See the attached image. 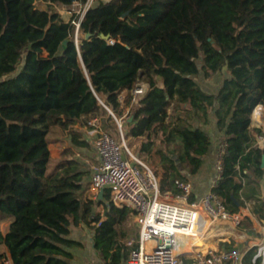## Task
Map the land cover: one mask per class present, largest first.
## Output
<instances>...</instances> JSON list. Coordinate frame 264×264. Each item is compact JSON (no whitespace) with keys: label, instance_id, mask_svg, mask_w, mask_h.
I'll return each instance as SVG.
<instances>
[{"label":"trees","instance_id":"obj_1","mask_svg":"<svg viewBox=\"0 0 264 264\" xmlns=\"http://www.w3.org/2000/svg\"><path fill=\"white\" fill-rule=\"evenodd\" d=\"M43 1L46 10L34 0H0V248L13 264H78L75 251L84 244L72 229L82 224L94 232L91 244L104 264H125L126 240L137 237L126 227L132 211L114 206L107 190L102 200H82L92 173L72 147L89 148L84 119L107 114L106 107L121 115L120 97L140 82L149 90L127 136L144 138L142 151L158 137L168 147L179 141L168 154L157 151L162 193L179 195L175 182L200 172L211 151L204 128L210 125L228 144L214 191L238 213L237 168L246 181L264 175V148L251 147L263 135L251 117L264 109V0H96L80 23L78 44L79 16L65 21L53 8L89 0ZM224 70L228 77L215 94L197 83ZM58 141L55 159L51 145ZM247 197L259 199L258 191ZM188 201L198 202L193 193ZM257 201L253 213L264 220V203ZM2 216L10 221L5 235ZM7 258L0 251V264Z\"/></svg>","mask_w":264,"mask_h":264},{"label":"built area","instance_id":"obj_2","mask_svg":"<svg viewBox=\"0 0 264 264\" xmlns=\"http://www.w3.org/2000/svg\"><path fill=\"white\" fill-rule=\"evenodd\" d=\"M85 8L79 20L73 21L75 28H80L86 12L93 6L89 0L81 4ZM76 44L77 38L75 39ZM149 88L145 84H138L130 92L132 99H142ZM123 96V95H122ZM122 96L120 102L123 104ZM114 116L112 110L109 111ZM126 118L119 120L122 128ZM100 117L90 119L85 127L88 141L94 143L98 163L93 168L90 184L95 191V200H99L101 190L110 192L111 202L117 208H129L137 237L126 241L129 254L125 264H245V258L251 250H255L252 264H264V238L258 244L249 247L217 248L208 250L204 254L192 253L185 249L178 252L177 241L180 235H190L193 228L201 220H211V228L215 231L228 230L229 225L239 227L244 219L241 211L232 213L224 200L214 191L224 173V156L228 144L222 140L216 155V176L211 190L198 202L189 203L192 193L190 181H176V188L180 194L173 200L171 193L161 191V183L155 172L144 162L135 158L122 142L116 141L106 132ZM264 139L261 140L263 142ZM263 147V146H262ZM127 150L123 156L122 150ZM237 180L241 184L238 192L244 210L251 211L254 203L244 196L245 179L241 176L239 167ZM261 225V223H260ZM264 232V226H262ZM228 242V241H223ZM99 255V264H104ZM4 264H13L10 258Z\"/></svg>","mask_w":264,"mask_h":264},{"label":"rangeland","instance_id":"obj_3","mask_svg":"<svg viewBox=\"0 0 264 264\" xmlns=\"http://www.w3.org/2000/svg\"><path fill=\"white\" fill-rule=\"evenodd\" d=\"M92 1V5H96V0H91ZM104 1H109V0H104ZM34 3L36 5L37 8L42 9V10H46L47 9V3L43 0H34ZM85 8L83 5L79 4V3H74L72 5L69 6H65V7H54V11L57 12L59 14V16L65 20V21H69L71 20L74 16H82L83 12L85 11ZM78 21H76L77 23ZM74 38H77V42L79 43V39L81 38V33L79 31V29L76 27L74 30ZM228 77V73L226 70L222 71L219 74H216L215 76H213L210 79H205L202 75L200 77L197 78V83L199 84V86L201 87V89L209 94H215L219 91V89L222 87L224 80ZM140 84V83H139ZM140 100L141 98L137 101H134L132 99V96L130 94H125L122 96V114L118 115L116 113H114V116H111L109 111L111 109L106 108V112L107 114H104L103 116H101L103 118V122L101 123L102 127L103 124H107L109 126L108 129H103L110 133V135L118 142H122L123 138L125 141V145L126 148L132 153V155L141 160L142 162H144L146 165H148L154 172L155 174L158 176L159 179H161L164 170L161 167V162L160 159L157 155V151L160 149L162 150L164 153H169L170 151H174L176 149L177 146H179V141L176 140L175 143H172L169 147L168 146H163L160 143L159 137L155 140V143L153 146L149 147V151H142V146L143 143L146 142V140L144 138H140V139H133L129 136H127V132L126 129H128V124L130 122H132V116L134 114V108L139 107L140 105ZM173 109L174 107H170L169 108V115L171 116L173 114ZM110 116L112 118V120L108 119ZM126 118L125 123H123L122 128H119V120ZM252 118V117H251ZM169 121V120H168ZM196 126L200 125V123L195 122L194 123ZM252 124L254 125L253 122V118H252ZM260 125V124H259ZM261 127V128H260ZM260 130L263 132L264 134V127L262 125H260ZM204 128L206 129H212L210 125L208 126H204ZM60 138H63V136H59ZM264 137V135H263ZM57 138V137H55ZM262 140V138H261ZM64 146H71V144L69 143V140L67 138H65V142H64ZM261 146H263V144L261 143ZM62 148V143L60 141H58L57 143H53L51 145V155L53 158L57 159L59 157L60 151ZM123 149L122 153L123 156H127V150ZM72 149L75 152V158L80 161L84 168L86 170H89L91 173L93 171L94 166H96V150H95V146L94 143L90 142V147L89 148H76V147H72ZM175 158V156H173ZM186 173V170L185 172ZM90 178L91 176H89L86 179L85 185L83 190L80 192V197L82 198V200H87L88 198L94 199L95 200V191H93L91 184H90ZM173 196V194H171ZM173 200H176V197L173 196ZM99 211H101L103 213V208H99V207H94L93 212L94 214L98 213ZM8 220H4L3 216H2V223H1V230L2 231H6L7 227H8ZM207 222V221H206ZM208 223V222H207ZM126 227H130V228H134L135 231L134 233H137L136 228L134 227L133 224V219L129 218V220L126 223ZM253 227L251 225H249L247 222L241 226L237 228V234L236 238L233 236H229L225 238V240L227 241V239L229 240V242H227L226 244L223 243V241L219 242L218 244V248H222L223 246H226L228 244H230L231 247H242L243 245L241 243L238 244V240H242L241 235L247 234L249 238H247V242L244 243L245 247H249L251 246V243H256V237H260L261 239L264 238V234L261 236L260 234H258V230H254L252 229ZM246 229V230H245ZM72 237L75 239H78L80 241L83 242L84 247L82 249H78L75 251L76 253V262L78 264H99V255L98 252L95 251L93 249V246L91 244L92 238L94 236V232L89 228L86 227L84 224H82L79 227H73L72 229ZM238 235V236H237ZM132 238H134V235L132 236ZM131 239V238H129ZM128 239V240H129ZM127 241V240H126ZM209 242V241H208ZM208 242H205V245L208 244ZM185 245V246H184ZM188 244L185 242H182V248L183 246L185 247L186 250H188L190 252L191 249H198L196 247H189L187 246ZM182 250V249H181ZM180 250V251H181ZM205 253V252H203Z\"/></svg>","mask_w":264,"mask_h":264},{"label":"crops","instance_id":"obj_4","mask_svg":"<svg viewBox=\"0 0 264 264\" xmlns=\"http://www.w3.org/2000/svg\"><path fill=\"white\" fill-rule=\"evenodd\" d=\"M140 84H145L149 88V85L144 83V82H140ZM125 94H127V93H124L123 95H125ZM252 118H253V113H252ZM89 119L90 118H86L84 120H85V122H87V121L89 122ZM253 122H254V125L252 124V128H255V129H260L261 128L260 125L258 123H256L254 120H253ZM82 130L85 132V127L82 128ZM207 131H208L209 135L211 136V142H212L211 151H210L209 155L204 159V165H203L202 169L200 170V172L196 176L191 177L188 180V181H190L192 183V193L194 194V196H195L197 201H200L211 190L213 179L216 176V155H217V150H218L220 142L222 140H225V137L223 136L222 132H220L219 130L214 131L213 129H208ZM263 135L262 136L255 135V137L253 139V142L251 143V147H259V148L263 149V147L261 146V143L263 144V142H261V138L264 139ZM84 136L86 138H88L86 133H85ZM90 142L91 141H89V143ZM96 161H97L96 162V165H97V163H98L97 155H96ZM262 178L258 179V180L251 179L249 181H246V179H245L246 186L244 188V196L246 197V199L249 202H252L254 204L251 207V211L244 210V206H243V208L239 209V212L241 211L242 215L244 216V219H243V221H242V223H241V225L239 227L243 226L246 222L247 223L250 222L251 226L253 227L252 229L258 230L259 231L258 234H260L261 236L264 234V232L262 231V226H264L263 220L258 218L253 213L254 208H256V206L259 205V202L257 200L260 201V199L249 198V197H247V195H248L249 192H251L253 189H255L256 191H258V197H259V195L261 194L259 183L262 180ZM257 184H258L259 188H257V186H256ZM204 220L208 222L207 219H204ZM260 223H261V225H260ZM9 224H10V221L8 222V227H9ZM8 227H7V230L5 232L1 230L4 235L7 233ZM237 228L238 227H235L233 225H229L228 226V230L227 229H223V230H220V231H216V235L217 236L215 238H211V239L205 240V242L213 240L211 245L208 246V248H207V250L205 252H207L208 250H216L218 248V245H219L218 243L221 242V241H225L226 237H228V239H229V236H231V237L234 236L236 238L235 234H237V232H238ZM221 234H224V236H219L218 237V235H221ZM240 238H242V240L241 241L238 240V244L241 243L243 245L242 247H245L244 243L247 242V238H249L248 235L243 233V235H241ZM228 239H227V241L229 242ZM255 240H256V243H251L250 244L251 246H255L256 244H258V242H259V240H261V238L260 237H256ZM223 243L226 244V242H223ZM223 247H225V246H223ZM226 247H227V245H226ZM0 251H1V253L6 254V256L8 258H10V254H9V252H8V250H7V248L5 246H1ZM197 251L203 252L202 250H196V249H191L190 250V252H192V253H196Z\"/></svg>","mask_w":264,"mask_h":264},{"label":"bare ground","instance_id":"obj_5","mask_svg":"<svg viewBox=\"0 0 264 264\" xmlns=\"http://www.w3.org/2000/svg\"><path fill=\"white\" fill-rule=\"evenodd\" d=\"M253 120L264 127L263 108H257L256 110L253 111ZM208 222L209 223H207L205 220H201L200 223L193 228L192 233L190 235L187 236L180 235L177 241L178 252L182 251L181 250L182 242L187 243L189 247L204 249L205 240L215 238L217 236L216 231L210 227L211 220L209 219ZM219 236H224V234L218 235V237ZM203 252L197 251L196 253L204 254Z\"/></svg>","mask_w":264,"mask_h":264},{"label":"water","instance_id":"obj_6","mask_svg":"<svg viewBox=\"0 0 264 264\" xmlns=\"http://www.w3.org/2000/svg\"><path fill=\"white\" fill-rule=\"evenodd\" d=\"M72 1H74V0H72ZM88 38H89V36H86V39H88ZM263 148H264V141H263ZM261 168L264 169V157H263V160H262V166H261ZM259 186H260L261 194L259 195L258 198L260 199L261 202L264 203V175H263L262 180L259 183ZM104 193H105V190H101L100 191L99 200H102L103 199ZM232 198H233L234 204H236L239 209L240 208H243V204L238 199H236L234 197V195H232ZM263 224H264V220H263Z\"/></svg>","mask_w":264,"mask_h":264}]
</instances>
